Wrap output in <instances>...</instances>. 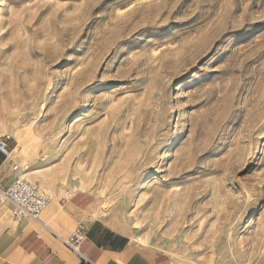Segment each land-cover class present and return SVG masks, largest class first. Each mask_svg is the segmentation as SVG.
<instances>
[{"label": "rangeland", "instance_id": "rangeland-1", "mask_svg": "<svg viewBox=\"0 0 264 264\" xmlns=\"http://www.w3.org/2000/svg\"><path fill=\"white\" fill-rule=\"evenodd\" d=\"M0 136L172 264H264V0H0Z\"/></svg>", "mask_w": 264, "mask_h": 264}, {"label": "crops", "instance_id": "crops-1", "mask_svg": "<svg viewBox=\"0 0 264 264\" xmlns=\"http://www.w3.org/2000/svg\"><path fill=\"white\" fill-rule=\"evenodd\" d=\"M13 157L0 154V187L15 175ZM13 204L0 196V264H172L169 256L133 241L103 221L88 218L84 193L50 198L39 221L12 217ZM84 225L81 260L64 243L76 227Z\"/></svg>", "mask_w": 264, "mask_h": 264}, {"label": "built area", "instance_id": "built-area-1", "mask_svg": "<svg viewBox=\"0 0 264 264\" xmlns=\"http://www.w3.org/2000/svg\"><path fill=\"white\" fill-rule=\"evenodd\" d=\"M9 136H0V154L5 158L12 153ZM23 169L18 163L12 162L11 171L15 174L10 181L0 187V196L3 200L10 201L13 204L12 217L15 221L23 219L39 221L40 214L50 202V197L40 188L36 181L16 175ZM85 236L84 225L76 227L63 243L74 252L81 260H85L80 252V244Z\"/></svg>", "mask_w": 264, "mask_h": 264}, {"label": "bare ground", "instance_id": "bare-ground-1", "mask_svg": "<svg viewBox=\"0 0 264 264\" xmlns=\"http://www.w3.org/2000/svg\"><path fill=\"white\" fill-rule=\"evenodd\" d=\"M173 139H174V137L172 138V140H173ZM23 146H24V145H23L22 143H21V144L19 143V145H16V147H15L14 150H16V149H18V150L21 149L20 151H22L23 148H24ZM26 150H27V148H26ZM23 151H24V150H23ZM23 151H22V152H23ZM24 152H25V151H24Z\"/></svg>", "mask_w": 264, "mask_h": 264}]
</instances>
